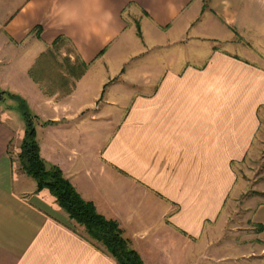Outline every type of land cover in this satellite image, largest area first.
I'll use <instances>...</instances> for the list:
<instances>
[{
	"label": "crops",
	"instance_id": "1",
	"mask_svg": "<svg viewBox=\"0 0 264 264\" xmlns=\"http://www.w3.org/2000/svg\"><path fill=\"white\" fill-rule=\"evenodd\" d=\"M0 12V63L30 89L25 100L44 123L41 157L120 223L144 264H191L187 253L192 264H264V201L246 217L250 228L226 227L223 214L264 111V0H0ZM144 30L154 47L190 41L205 54L164 69L134 65L126 82L122 59L147 53ZM59 36L65 43L53 47ZM74 62L86 66L76 79ZM121 81L134 89L127 112L104 147L90 148L114 116L101 104L118 105ZM5 115L0 264H117L21 171L24 125ZM105 185L115 193L102 195ZM146 218L159 229L141 225Z\"/></svg>",
	"mask_w": 264,
	"mask_h": 264
},
{
	"label": "rangeland",
	"instance_id": "2",
	"mask_svg": "<svg viewBox=\"0 0 264 264\" xmlns=\"http://www.w3.org/2000/svg\"><path fill=\"white\" fill-rule=\"evenodd\" d=\"M12 6H14V4ZM4 14H6V12H0V22L2 21L1 16H3ZM129 21L131 22L132 20H129ZM131 23H133V29H135L136 28L134 26L135 22L132 21ZM133 34L132 36L134 37L135 35ZM144 40H145L144 42L145 45L143 48L147 50V53H145V55L142 56L143 58L138 57V58H128L127 59L123 57L122 59V61L124 62L122 63L123 70H124V73H126L125 76H122V77L124 78V81L126 82L131 77L130 75L131 69L133 68L134 65L144 64L147 67L153 64V66L157 68L164 69L167 66H177L185 62L196 63L200 61L199 56H201V54L202 56H204L205 51H206V48L204 45H202L201 47L197 49H194V48L190 49V47L192 46V43L190 41L186 43L184 46L179 45L176 47L174 46L154 47L153 45L154 40L150 39L149 35L147 34L145 30H144ZM154 43H157V42H154ZM1 46L2 44H0V47ZM63 48H67L66 45H64ZM133 52H134V49L130 51V53H133ZM177 53L180 57L178 60L169 61L167 59V55L171 56ZM0 61L2 62L1 52H0ZM2 65L3 64L0 63V91L5 90L7 93L11 95V97L8 96L5 102L2 103L1 108L5 109L4 110L5 112L0 113V117H3V119H5V116H6L5 113H8L10 116L9 123H11V126H14L16 129H18L20 127V122H21L24 125V130H25L26 122L25 120H23L22 115L18 113L20 109L19 106H21V104H25L26 112L28 113L29 117L31 116L29 119L31 123L30 125L34 129L35 140L38 143L40 133H41L40 125H43L44 123L39 122L38 117H36L34 110L29 106L30 101L28 100L29 101L28 102L25 100V97H26L25 95L27 94H24V92H28L30 91V89L27 88V90H23V88L18 86L17 83H12L13 75L12 76H8L7 74L4 75L5 74L3 70L4 66ZM94 67L95 65L92 67V69ZM137 77L139 78L140 74ZM97 78L102 79L104 81V79H106V74L102 76L98 75ZM124 81H121L123 87H120V89L122 90V92H119L120 95L119 96L117 95V97L115 98L118 100V103H117L118 105H116L115 107L114 106L108 107V105L103 107L104 105L101 104L104 110L113 109L115 112H114V116L112 117L111 121L106 123L104 127L106 128V130L104 131V128L103 130L101 129L100 133L102 136H99L96 138L90 137V140H89L90 148L91 146L96 147V148L104 147V145L108 142L109 138L113 134L112 131L116 129V125L119 123V120H121L124 117L125 113L127 112V107H129V99L131 98V95H133L134 89L132 86L128 87L127 83L126 82L124 83ZM104 87H107V86L105 85ZM136 88L137 87H135V89ZM19 99L25 100V103H21ZM91 130L94 131V128H92ZM96 132L97 131L95 130L94 133ZM20 133L21 132L19 131L18 134ZM20 135H21L20 138L23 139L24 132L21 133ZM235 174L237 177L235 187L233 188V191L231 192V195H229V199L227 200L223 208V214H225L226 212L230 213L228 216V221L225 226L229 228H233V229L234 228L246 229V228L252 227V225H249V223L247 222V218H246L248 217L249 212L255 205H257V202L264 201V195H263L264 194V111H261L260 127L253 141L251 152L241 162L240 165L236 166ZM90 189H93V187L92 188L89 187L85 191H89ZM109 189H110L109 186L105 185V187L100 188L101 190L100 193L102 195L105 194L104 195L105 197H109L108 195H110L111 192L115 193L113 191H110ZM120 196H123V192L120 194ZM137 212L139 214L140 209ZM140 223L143 226L150 227L149 229L151 230H155V229L158 230L159 229L158 226L160 224L159 221L155 219H149V218H146L145 220L142 219ZM237 236L238 235H235L234 238H236ZM223 237L225 238L227 236L224 234ZM228 237L230 236L228 235ZM237 242L240 243V239L239 240L237 239ZM181 244H182V238L180 239V242H179V245ZM163 246L165 249L167 245L164 244ZM188 254L189 253H187V258L189 259V262L191 264L194 263L196 259H194L193 256L188 255Z\"/></svg>",
	"mask_w": 264,
	"mask_h": 264
},
{
	"label": "trees",
	"instance_id": "3",
	"mask_svg": "<svg viewBox=\"0 0 264 264\" xmlns=\"http://www.w3.org/2000/svg\"><path fill=\"white\" fill-rule=\"evenodd\" d=\"M137 36L141 38L140 25L135 21ZM61 36L57 37L53 47H58L65 43ZM74 78H79L86 66L79 62L73 64ZM44 75V74H43ZM42 75V77H44ZM30 76L34 80H39L41 76L30 70ZM11 97L5 90L0 91V102H5L7 97ZM25 103L24 100H20ZM20 115L25 120L24 137L20 144L17 160L20 169L36 183V190H47L56 201L57 205L67 214L73 225L82 227L83 232L92 240L100 250L110 255L117 264H144L138 251L132 247L130 239L124 234L120 223L113 218H108L96 211L94 203L90 200L82 199L71 182L65 177L62 170L56 165L48 166L39 153V145L35 140V132L30 125V117L26 112L25 104L19 106ZM264 195V194H263Z\"/></svg>",
	"mask_w": 264,
	"mask_h": 264
}]
</instances>
